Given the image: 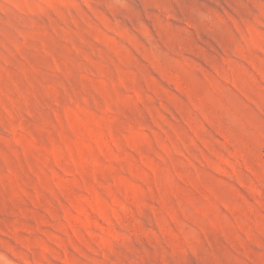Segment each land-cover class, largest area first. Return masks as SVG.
Returning a JSON list of instances; mask_svg holds the SVG:
<instances>
[{
  "label": "rangeland",
  "instance_id": "1",
  "mask_svg": "<svg viewBox=\"0 0 264 264\" xmlns=\"http://www.w3.org/2000/svg\"><path fill=\"white\" fill-rule=\"evenodd\" d=\"M0 264H264V0H0Z\"/></svg>",
  "mask_w": 264,
  "mask_h": 264
}]
</instances>
